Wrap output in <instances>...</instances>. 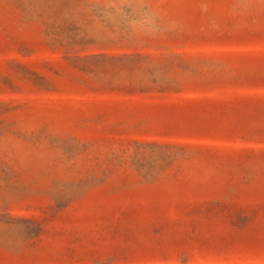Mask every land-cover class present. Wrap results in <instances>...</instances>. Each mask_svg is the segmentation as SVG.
I'll return each mask as SVG.
<instances>
[{"label":"rangeland","instance_id":"374dc122","mask_svg":"<svg viewBox=\"0 0 264 264\" xmlns=\"http://www.w3.org/2000/svg\"><path fill=\"white\" fill-rule=\"evenodd\" d=\"M0 264H264V0H0Z\"/></svg>","mask_w":264,"mask_h":264}]
</instances>
